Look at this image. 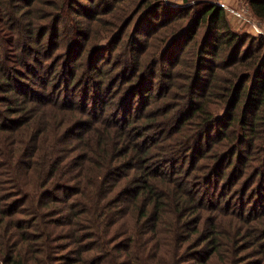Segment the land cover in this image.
<instances>
[{
    "label": "trees",
    "instance_id": "1",
    "mask_svg": "<svg viewBox=\"0 0 264 264\" xmlns=\"http://www.w3.org/2000/svg\"><path fill=\"white\" fill-rule=\"evenodd\" d=\"M181 1L0 0V264H264V204L209 193L249 169L262 187L264 37L223 68L206 52L237 38L224 9Z\"/></svg>",
    "mask_w": 264,
    "mask_h": 264
},
{
    "label": "rangeland",
    "instance_id": "2",
    "mask_svg": "<svg viewBox=\"0 0 264 264\" xmlns=\"http://www.w3.org/2000/svg\"><path fill=\"white\" fill-rule=\"evenodd\" d=\"M139 0H136V2H138ZM211 2H213L214 4H217L219 6H221L224 9L225 12V16H226V26L227 27H222L219 28V31H221L222 33V37H226V35L231 32L233 35H235L237 38L234 39V43L232 44V46H226L225 43H220L219 45L215 46V48L212 50V47H209V50L211 51H207L206 52V56H211L214 57L212 60H214V63H218L221 62V65L223 68H227V66L230 64V60H231V50L233 48V46H237L238 44L240 45L241 43H239L240 38H242V40L245 39V37H248L247 40L244 43V47L243 48H254L257 45V40L256 37H259L260 35L264 37V21L261 22L260 20H258L251 12V9L248 5L247 0H210ZM121 3V2H120ZM109 4V2H106V4L103 6H107ZM163 5H168V6H177L178 8H184L185 6H189L190 4H183V2L181 0H163ZM122 5H116V7H120ZM185 7V8H186ZM133 9V10H132ZM132 10V11H131ZM131 11V12H130ZM130 16H132L133 14V18L130 19V21H128L125 26L126 29L123 33L122 41H125L127 38L131 37L133 35L132 29L134 28V26L136 25L137 20H139V17L141 15V8H140V3H134V5L132 6V8L130 9ZM159 15H160V11H159ZM104 18H106L107 20H111V13L103 15ZM190 15L187 16H183L181 15L180 18L176 19L175 24L179 25L177 27V29L184 25L190 18ZM151 22V20H150ZM159 23H157L158 25ZM139 38H145L146 35L139 33L137 35ZM212 38L213 37V33H211V29L207 28L206 24H201L198 28L197 33L195 34V36L192 38V40L188 43H186V46L183 48V51L187 52L188 50H192L194 53L196 52V50L200 47L203 46L206 38ZM244 41H242L243 43ZM183 47V46H181ZM180 47V48H181ZM147 49H144L142 52H145ZM261 52H264V40H263V46L261 48ZM261 53V54H262ZM109 56V54H108ZM228 57L227 60H225L224 58ZM222 60V61H221ZM207 76H210V72L206 71ZM219 76H226L227 75V71H218ZM243 73L239 74V77L242 75ZM244 99H240V102L238 104V107L236 109V111L234 110V112L232 113V118H234V121H238L241 116H242V109L244 108ZM250 107H246V112L249 110ZM249 112H252V110H250ZM226 123V119H223L222 124ZM244 137V136H243ZM247 147V144H244V147ZM230 148V147H229ZM233 162H235V159L232 160L231 164L228 166V163H226L225 168L223 169V172H227L226 170H230L232 167ZM255 163V161H251L250 164L251 166H254L253 164ZM264 163V162H263ZM238 165V163H237ZM236 165V166H237ZM251 169L248 170V172L246 174L241 175V177L237 180L235 186L233 187L236 188L235 192L231 194V191L233 190L231 187H229L228 182L231 181H227V180H223L222 176L221 177H214L212 180H214V185L211 188V190L209 191L210 194L215 193L216 188L220 185L221 182H223V186H225L226 188H221V193L215 198V200H218L219 198L221 200H223L224 198H226L227 202H229L230 207L233 209H238L239 207H244L245 210H249V209H256L258 211L259 207H261L264 204V181H262V187L261 190L256 189L255 187L249 191V188H246L244 186H247V180L249 177V173H250ZM231 175H233V172L231 173ZM234 176V175H233ZM259 179V177L257 176L255 178V180L257 181ZM234 180V179H233ZM262 180V178H261ZM261 180L259 183V186L261 184ZM241 182V184H240ZM209 186H211V184H209ZM258 186V187H259ZM208 189V188H207ZM202 191V189H201ZM243 193H246V197H244V200L242 199L243 197ZM227 196L229 198H227ZM213 198V195H212ZM186 264H194L191 261H186Z\"/></svg>",
    "mask_w": 264,
    "mask_h": 264
}]
</instances>
